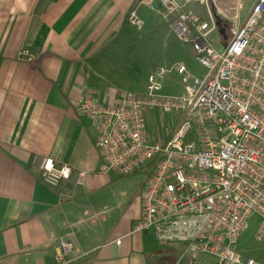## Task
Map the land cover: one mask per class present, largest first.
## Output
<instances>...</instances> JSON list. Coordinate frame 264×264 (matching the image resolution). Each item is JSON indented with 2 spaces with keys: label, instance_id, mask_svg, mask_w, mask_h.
Returning a JSON list of instances; mask_svg holds the SVG:
<instances>
[{
  "label": "built area",
  "instance_id": "obj_1",
  "mask_svg": "<svg viewBox=\"0 0 264 264\" xmlns=\"http://www.w3.org/2000/svg\"><path fill=\"white\" fill-rule=\"evenodd\" d=\"M189 1L137 0L128 20L140 26L137 9L160 5L173 33L205 69L202 76L181 63L158 67L148 75L144 93L122 91L114 104L84 93L74 105L98 122L93 141L98 171L128 176L146 169L134 230L151 232L159 243H181V257L260 264L236 245L252 214L259 217L254 238L264 242V0H254L243 17L246 0H198L205 17L187 8ZM221 26L225 39L220 34L224 43L217 50L209 35ZM17 57L32 55L20 49ZM170 70L182 74L178 94L162 92ZM150 110L176 119L164 138L149 132ZM31 162L51 187L72 176L82 185L88 176L51 157L35 154ZM70 248L60 240L55 261L63 262Z\"/></svg>",
  "mask_w": 264,
  "mask_h": 264
},
{
  "label": "crops",
  "instance_id": "obj_2",
  "mask_svg": "<svg viewBox=\"0 0 264 264\" xmlns=\"http://www.w3.org/2000/svg\"><path fill=\"white\" fill-rule=\"evenodd\" d=\"M136 3L0 0V264H147L144 242L154 238L134 230L146 169L128 176L98 171V122L74 105L84 93L114 104L127 91L113 87L108 59L134 39L128 16ZM201 5L186 3L205 17ZM20 49L32 58L19 59ZM175 120L169 117L161 138ZM35 154L88 176L82 185L72 176L48 186L31 162ZM139 172L144 182L130 178ZM60 240L71 248L57 263Z\"/></svg>",
  "mask_w": 264,
  "mask_h": 264
},
{
  "label": "rangeland",
  "instance_id": "obj_3",
  "mask_svg": "<svg viewBox=\"0 0 264 264\" xmlns=\"http://www.w3.org/2000/svg\"><path fill=\"white\" fill-rule=\"evenodd\" d=\"M254 0H246L242 16L247 13ZM152 7L151 9H149ZM150 7L141 6L138 17L142 24L137 26L128 21L131 28L136 29L134 39L123 40L114 53L111 60L108 59V67L111 69L112 84L114 88H121L133 92H145L148 75L158 67L170 69L176 62H181L193 75L202 76L205 69L196 61L191 48L180 42L169 26L168 19L163 15V10L157 3ZM201 5V12H203ZM146 11V15L141 13ZM166 19H164L163 17ZM139 30V31H138ZM212 45L221 50L223 40L219 31L215 30L209 35ZM182 74L170 70L163 81L162 92L165 94H178L183 89ZM169 117L171 114H161L158 110H152L148 121L149 132L153 135L167 133ZM151 121V122H150ZM134 181H145L143 173H136L130 177ZM259 223L257 214H252L247 221L246 227L241 232L236 249L241 253L253 257L260 264H264V242L254 238L255 230ZM151 235V232H148ZM180 250L176 254L178 260L184 252L181 243H169ZM200 258H206L202 264H214L213 258L208 255H201L193 261H186V264H200ZM177 260V263H178ZM199 262V263H198Z\"/></svg>",
  "mask_w": 264,
  "mask_h": 264
},
{
  "label": "trees",
  "instance_id": "obj_4",
  "mask_svg": "<svg viewBox=\"0 0 264 264\" xmlns=\"http://www.w3.org/2000/svg\"><path fill=\"white\" fill-rule=\"evenodd\" d=\"M147 264H186V261L194 259L183 255L179 260L176 253L180 250L169 243H159L155 239L146 240L143 249ZM178 260V263H177ZM189 262L187 264H190Z\"/></svg>",
  "mask_w": 264,
  "mask_h": 264
},
{
  "label": "water",
  "instance_id": "obj_5",
  "mask_svg": "<svg viewBox=\"0 0 264 264\" xmlns=\"http://www.w3.org/2000/svg\"><path fill=\"white\" fill-rule=\"evenodd\" d=\"M224 33H225V27H224V26H221V27L219 28V34H221V35L224 37V39H225V35H224Z\"/></svg>",
  "mask_w": 264,
  "mask_h": 264
}]
</instances>
